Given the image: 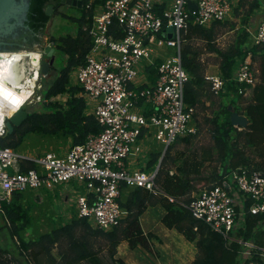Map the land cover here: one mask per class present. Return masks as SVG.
Instances as JSON below:
<instances>
[{
	"label": "trees",
	"instance_id": "16d2710c",
	"mask_svg": "<svg viewBox=\"0 0 264 264\" xmlns=\"http://www.w3.org/2000/svg\"><path fill=\"white\" fill-rule=\"evenodd\" d=\"M82 1L84 11L81 17L72 18L63 12L59 13L65 20L76 22L77 30H64L56 36L47 35L46 29L53 15H58L61 0L30 1L26 25L32 33L27 34L28 42L41 44L46 36L49 38L48 44H52L56 53L65 57L66 61L61 70L55 67L57 76L46 81L41 107L35 110L25 107L27 119L13 133L7 130L5 136H0V148L21 151L31 135L62 139L71 142L72 146H78L85 144L90 135H99L103 131L95 116L88 111L82 97L83 90L73 86L71 81L74 72L85 65L92 47L88 31L91 25L88 19L90 13L85 10L88 0ZM49 6H54L51 17L46 14ZM261 7L260 0H240L234 10L237 22H216L210 28L190 23L182 33V65L191 76L185 86L184 98L187 105L196 109L198 132L194 136L178 139L175 145L180 141L189 144L200 133L202 126L208 128L214 145L209 155L215 154L216 167L206 179V183L210 184L207 187L230 184L233 171L239 168L264 170V46L254 45L251 40L253 34L250 33ZM110 29L117 31L118 23L114 21ZM224 29L237 32V38L225 50L217 44L219 37L226 32ZM116 35H120V32H116ZM21 41L22 38H19L16 42ZM200 42L206 44L205 52L220 58L219 75L228 81L227 93L216 96L211 90V84L206 81L207 67L202 60L203 51L198 47ZM248 59L258 71V82L249 94L240 95L232 77L239 63ZM156 72L154 66L147 68L151 84L156 82ZM65 96V103L57 100ZM234 112L248 117L250 125L247 129L232 126L230 117ZM201 113L204 114L203 123L198 120ZM173 147L174 144L166 150L164 156L162 152H152L148 163V169H152L162 157L157 184L165 195L154 194L143 188L129 189L124 185L120 204L127 216L110 231L95 228L88 219L78 218L75 213L68 223L54 227L34 239H24L22 233L30 229L32 224L28 207L33 204L27 200V193L16 194L12 203L5 206V214H1V217L6 221L5 228L10 232L17 255L2 260L3 255H12L0 245V264H125L117 258L118 247L123 242H128L131 249L142 247L151 254H157L152 243L156 237L144 233L141 226L143 214L157 206L165 212L163 225L176 230L195 245L197 255L192 264H264V254L260 250L264 249V213H249L252 202L248 201L243 220L231 235L234 240L212 231L187 209L194 192L199 191L193 174L200 175L203 164L185 163L174 173L172 168L177 164V159L172 155ZM36 168V164L31 161L21 162V170L24 172ZM244 244H251L255 248Z\"/></svg>",
	"mask_w": 264,
	"mask_h": 264
},
{
	"label": "built area",
	"instance_id": "2783aa9c",
	"mask_svg": "<svg viewBox=\"0 0 264 264\" xmlns=\"http://www.w3.org/2000/svg\"><path fill=\"white\" fill-rule=\"evenodd\" d=\"M191 2L196 10L189 7ZM238 3L239 0H88L85 10L90 13L92 47L85 65L74 72L71 81L83 90L88 111L103 131L90 135L83 145H71L63 154L0 148V214H5V206L16 194L54 189L75 180L87 188L74 203L77 217L110 231L127 216L120 204L124 185L165 195L157 184L162 158L152 169H132L131 162L142 151L143 140L160 144L165 154L178 139L197 134L196 109L184 98L191 76L182 65V33L190 23L210 28L216 22L229 21ZM114 21L118 23L117 31L110 29ZM169 28L173 31L169 32ZM254 45L264 46V19L254 36ZM151 66L157 69L154 84L147 76ZM206 81L216 96L227 93L228 81L220 75H206ZM232 81L238 85L240 95L249 94L258 82V71L248 59L239 63ZM6 134L5 121L0 136ZM23 160L35 163L37 168L22 171ZM248 201L252 202L249 213H264V170L233 171L230 184L200 189L187 209L212 231L234 240L231 235L242 222ZM260 250L264 254V249Z\"/></svg>",
	"mask_w": 264,
	"mask_h": 264
},
{
	"label": "rangeland",
	"instance_id": "374dc122",
	"mask_svg": "<svg viewBox=\"0 0 264 264\" xmlns=\"http://www.w3.org/2000/svg\"><path fill=\"white\" fill-rule=\"evenodd\" d=\"M57 11L58 15H53L54 17L52 20V26L49 28L46 34L56 36L62 32H65L66 30L70 32L76 31L77 23L73 22L71 19L65 20L63 17L59 16V13L63 12L72 18H79L81 17L84 10L73 6L63 5ZM229 21H238L237 18H235L234 13ZM224 30L226 32H224V34H222L217 41L218 46L223 50L227 49L229 45H231L237 38V32H232L228 29ZM255 34L253 35L255 36ZM48 40V37H43V41L46 44H48ZM252 41L254 44V38H252ZM205 45V43L200 42L198 47L203 51L202 60L205 62V65L207 67L206 75H219L220 58L215 54L205 52ZM42 61H44V57L40 58L39 68ZM65 61V57H61L56 53L55 66L58 70H61L64 67ZM28 62L30 63L31 61L29 60ZM31 69H33V67H31ZM32 77L33 71H29L28 81L32 80ZM48 80L51 79L49 78L46 80H42L39 76L33 94L28 96L24 100V104L20 107H30V109L33 110L39 109L43 101L42 92L46 85V81ZM66 98L67 96L61 98V103H65ZM244 105L245 103H243V106ZM13 112L14 111L9 113V116H7V118L13 115ZM203 118L204 114H199L198 120L201 123H203ZM70 146L71 142H66L62 139L45 138L38 135H31L26 139L20 152L38 154L48 151L63 154L70 148ZM150 146L151 148L153 147L156 152H162V155L164 154L165 148L160 144H157L155 141H151ZM213 146V140L206 126H202V128L200 129V133H198L196 138H192L189 144L182 141L178 142L176 145L174 144L172 155L177 159V164L172 168L173 172L175 173L177 168L182 167L185 163L193 165L195 162H201V164H203V167L201 168V174L196 175L194 173L193 177L196 179V187L198 188V190L206 188L210 185L206 183V179L211 176L216 167V164L214 163L215 154L214 156L209 155V152L211 151ZM148 157L149 156H140V158H138V161H136L134 167L138 169L143 168L144 164L147 162ZM86 190V184H79L77 181L72 180L67 184L57 186L54 189H43L26 192L27 200L33 204L28 207L31 213L30 215L32 224L30 229L22 233V237L27 240L34 239L40 234L51 231L54 227H59V225L61 224L68 223L72 219V216H74L76 213V206L74 204L76 199L79 196L84 195L86 193ZM5 225L6 221L1 217L0 214V245L8 249L10 251V254L12 255H3V257L1 258L2 260L11 259L17 255V248L11 239L9 230L5 228Z\"/></svg>",
	"mask_w": 264,
	"mask_h": 264
},
{
	"label": "water",
	"instance_id": "95a60500",
	"mask_svg": "<svg viewBox=\"0 0 264 264\" xmlns=\"http://www.w3.org/2000/svg\"><path fill=\"white\" fill-rule=\"evenodd\" d=\"M31 0H0V53H21L28 51H36L44 61L41 62L39 74L49 79L56 77L58 74L55 69L56 49L52 44H46L44 41L41 44L35 43L28 45L27 34H31L32 30L26 25L27 15L30 10ZM61 5H68L83 8L82 0H61ZM189 7L196 10L195 3H190ZM54 13V6H49L46 10L48 16ZM264 19V13L258 14L255 18L253 28L250 30L251 34H255L259 28L261 20ZM52 20L48 23L46 33L52 26ZM169 32L173 28L168 29ZM22 38L21 42H16L17 39ZM172 38V34L169 35ZM232 110V108H230ZM28 114L23 107H20L11 117L6 120V128L8 133H13L15 128L20 127L27 119ZM230 122L233 127L241 130L247 129L250 125V120L246 115L234 112L230 117ZM162 161V160H161Z\"/></svg>",
	"mask_w": 264,
	"mask_h": 264
},
{
	"label": "crops",
	"instance_id": "0c3cea01",
	"mask_svg": "<svg viewBox=\"0 0 264 264\" xmlns=\"http://www.w3.org/2000/svg\"><path fill=\"white\" fill-rule=\"evenodd\" d=\"M260 1L262 2V7L257 15L264 13V0ZM252 38H254V35L251 37V40ZM150 142V140H143L141 142L142 151L134 160L132 159V169H138L134 165L140 156H149L143 166V168H148L150 155L152 152H156L153 147L151 148ZM164 215V210L160 206H157L149 208L141 217V226L144 233L152 234L156 237L152 243L154 252L157 254H151L142 247L131 249L128 242H123L118 247L117 258L122 259L125 264H192L197 255L195 245L188 242L176 230L166 228L162 223Z\"/></svg>",
	"mask_w": 264,
	"mask_h": 264
},
{
	"label": "bare ground",
	"instance_id": "6f19581e",
	"mask_svg": "<svg viewBox=\"0 0 264 264\" xmlns=\"http://www.w3.org/2000/svg\"><path fill=\"white\" fill-rule=\"evenodd\" d=\"M40 58L36 52L0 53V127L9 113L14 111V114L24 100L33 94L37 77L40 76ZM29 71H33L34 77L28 81Z\"/></svg>",
	"mask_w": 264,
	"mask_h": 264
},
{
	"label": "flooded vegetation",
	"instance_id": "af4514ba",
	"mask_svg": "<svg viewBox=\"0 0 264 264\" xmlns=\"http://www.w3.org/2000/svg\"><path fill=\"white\" fill-rule=\"evenodd\" d=\"M60 7H62V5L60 6ZM28 45H30V46H32V45H34L35 43H27ZM56 67V66H55Z\"/></svg>",
	"mask_w": 264,
	"mask_h": 264
},
{
	"label": "clouds",
	"instance_id": "9594fccd",
	"mask_svg": "<svg viewBox=\"0 0 264 264\" xmlns=\"http://www.w3.org/2000/svg\"><path fill=\"white\" fill-rule=\"evenodd\" d=\"M34 77V76H33ZM33 90H35V89H33Z\"/></svg>",
	"mask_w": 264,
	"mask_h": 264
}]
</instances>
